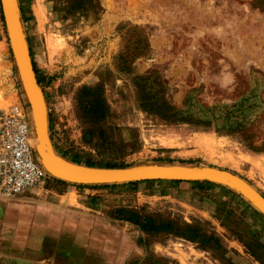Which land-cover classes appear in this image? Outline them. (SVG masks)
<instances>
[{
  "label": "rangeland",
  "instance_id": "rangeland-1",
  "mask_svg": "<svg viewBox=\"0 0 264 264\" xmlns=\"http://www.w3.org/2000/svg\"><path fill=\"white\" fill-rule=\"evenodd\" d=\"M13 1L51 159L81 174L212 166L264 195V0ZM30 97L0 0V111L21 103L33 122ZM49 174L47 193L70 191L66 208L92 223L57 246L29 243L26 229L11 239L0 217V264H264V214L221 181L93 186ZM24 198L0 193V214Z\"/></svg>",
  "mask_w": 264,
  "mask_h": 264
},
{
  "label": "water",
  "instance_id": "water-1",
  "mask_svg": "<svg viewBox=\"0 0 264 264\" xmlns=\"http://www.w3.org/2000/svg\"><path fill=\"white\" fill-rule=\"evenodd\" d=\"M6 26L9 34L11 47L15 56V60L23 81H29L33 89V101L30 99L33 125L34 121L39 136H43L45 130V121L42 119L41 107L43 100L41 98V86L36 77L33 62L29 51L24 48V43L20 37L19 21L17 24L14 19L13 5L11 0H1ZM18 30V33H17ZM27 79V80H26ZM31 98V97H30ZM35 132V127H34ZM36 137V132H35ZM38 154L41 157L43 166L50 169L51 164L46 158L43 146L39 148ZM195 167V168H194ZM90 174L84 177L72 174H65L67 178L60 179L81 183V184H109L129 181H141L152 179H171V180H212L213 177L224 180L223 184L229 186L233 190L240 193L250 202H252L258 210L264 214V195L255 190L249 182L239 175L225 169L203 166L196 167L192 165H149L143 167H113L104 169L89 170ZM50 172V171H49ZM51 173V172H50ZM95 173V174H91ZM52 174V173H51ZM55 176V175H54ZM221 183V182H220Z\"/></svg>",
  "mask_w": 264,
  "mask_h": 264
},
{
  "label": "crops",
  "instance_id": "crops-1",
  "mask_svg": "<svg viewBox=\"0 0 264 264\" xmlns=\"http://www.w3.org/2000/svg\"><path fill=\"white\" fill-rule=\"evenodd\" d=\"M49 191L51 192L50 194L47 193L48 190L45 187H31L21 195L25 198L20 200V202L24 203H6L1 206V220L10 221L11 226H15L14 228L17 229L13 230V233L10 231L12 237L18 236L20 232L22 233L26 229L28 238L25 240L29 243L47 242L57 245L61 242L62 235L65 233L75 236L79 233V225H90L92 223L91 219L83 221V216L79 215L76 210L66 208L74 197L70 191L65 194ZM94 201L95 197L92 196L89 198L88 204H82V201L79 202L77 198V202L84 207H87L85 205L90 208L93 207ZM94 223L98 224V226H107V228L112 226L111 223L103 220H95ZM11 239H14V237ZM18 240H21V238L18 237Z\"/></svg>",
  "mask_w": 264,
  "mask_h": 264
},
{
  "label": "built area",
  "instance_id": "built-area-1",
  "mask_svg": "<svg viewBox=\"0 0 264 264\" xmlns=\"http://www.w3.org/2000/svg\"><path fill=\"white\" fill-rule=\"evenodd\" d=\"M34 126L21 103L0 111V193L8 198L45 187L47 169L36 158Z\"/></svg>",
  "mask_w": 264,
  "mask_h": 264
},
{
  "label": "bare ground",
  "instance_id": "bare-ground-1",
  "mask_svg": "<svg viewBox=\"0 0 264 264\" xmlns=\"http://www.w3.org/2000/svg\"><path fill=\"white\" fill-rule=\"evenodd\" d=\"M12 1V5H13V12H14V19H15V23L17 24L18 22V19H17V16H16V12H15V5H14V1ZM17 33H18V30H17ZM25 48V46H24ZM26 49V48H25ZM27 80V79H26ZM29 90H30V94H31V100L33 101V89L31 88V85L29 83V81L27 80L26 82ZM41 98L43 100V106L41 107V112H42V119H44L45 121V130H44V133H43V136H39V133H38V130L36 128V124H35V121H34V127H35V132H36V138L34 140V142L36 141V139L38 140V145H35L37 147V150L39 148H41V146H43V149H44V153H45V156L46 158L49 160L50 164H51V167L50 169H48V171H50L53 175H55L56 177H61V178H67L65 175H64V172L65 174H74L76 176H81V177H84L85 175L87 174H90L89 173H76L74 171L71 170V167H67L66 165L67 164H64V163H61L59 160H53L50 158L49 154H48V151H47V139H48V122H47V116L45 114V98H44V95H43V91L41 89ZM68 168V169H67ZM195 168V167H194ZM91 174H95V173H91ZM212 180H215V181H221V182H224V180H221V179H218V178H215L213 177ZM252 186V185H251ZM253 187V186H252ZM254 188V187H253ZM255 189V188H254ZM257 190V189H255ZM258 191V190H257Z\"/></svg>",
  "mask_w": 264,
  "mask_h": 264
},
{
  "label": "trees",
  "instance_id": "trees-1",
  "mask_svg": "<svg viewBox=\"0 0 264 264\" xmlns=\"http://www.w3.org/2000/svg\"><path fill=\"white\" fill-rule=\"evenodd\" d=\"M38 82L41 83V80L38 79ZM108 167H121V166H117V165H111V166H108ZM148 181H164V179H152V180H141V181H129V182H125V183H128V184H135V183H139V182H148ZM167 181H170V182H176V183H181V182H194V183H205L207 182V180H204V181H201V180H193V181H189V180H167ZM64 183V182H63ZM112 184H117V183H112ZM108 184H93V186H107ZM78 186H82V185H78ZM85 186V185H83ZM231 191V190H230ZM231 192H235L234 194L237 195V196H241L238 192L236 191H231Z\"/></svg>",
  "mask_w": 264,
  "mask_h": 264
}]
</instances>
